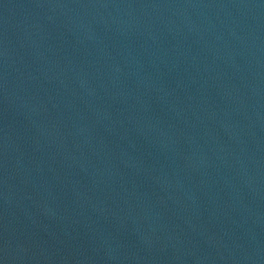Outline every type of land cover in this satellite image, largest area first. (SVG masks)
Instances as JSON below:
<instances>
[{
	"label": "water",
	"instance_id": "95a60500",
	"mask_svg": "<svg viewBox=\"0 0 264 264\" xmlns=\"http://www.w3.org/2000/svg\"><path fill=\"white\" fill-rule=\"evenodd\" d=\"M0 264H264V0H0Z\"/></svg>",
	"mask_w": 264,
	"mask_h": 264
}]
</instances>
